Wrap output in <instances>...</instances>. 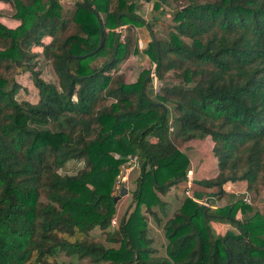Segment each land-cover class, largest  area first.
<instances>
[{
  "label": "trees",
  "instance_id": "1",
  "mask_svg": "<svg viewBox=\"0 0 264 264\" xmlns=\"http://www.w3.org/2000/svg\"><path fill=\"white\" fill-rule=\"evenodd\" d=\"M63 1L0 0V264H264V210L182 194L190 163L172 141L211 142L210 174L192 170L195 198L264 194V0H169L164 37L153 26L168 0H145L147 20L136 0H87L98 18ZM123 25L147 31L131 53L142 47L148 64L131 80ZM22 72L35 92L8 80ZM69 161L82 166L60 174ZM213 218L238 236H218Z\"/></svg>",
  "mask_w": 264,
  "mask_h": 264
},
{
  "label": "rangeland",
  "instance_id": "2",
  "mask_svg": "<svg viewBox=\"0 0 264 264\" xmlns=\"http://www.w3.org/2000/svg\"><path fill=\"white\" fill-rule=\"evenodd\" d=\"M63 2L70 5L72 0H65ZM166 3L167 4L161 5L162 10L164 11V14L161 16V18H157V21L154 23V26H153V28L155 30V36H157V37H164L165 32L167 30V25L170 23L171 13L174 10V7L169 0ZM143 30L144 29H141L140 31H143ZM124 36H125V33H124ZM121 41L125 43L126 51H127V53H129L127 60L124 62L122 69H124L126 71L127 80H131V79H133L134 73L137 72L139 67L147 66L148 60H147V57L141 53L142 47L138 48L139 53H137V52H136V54L131 53L133 51V48L135 47L134 46L135 42H136L135 38H132V36H130V37L126 36ZM86 61L84 60V61H82V63H84ZM96 63H99V60L94 61L92 64H96ZM8 80L9 81L13 80L16 83L20 84L22 87H24V88H26L32 92H35V88L32 84L29 73H27V72L12 74L11 76H9ZM157 87H158L157 81L154 84L150 85V88H151L150 95L151 96L153 95V93L155 92ZM172 141L177 145V147L181 151L186 152L187 157L189 159V163H190V168H189L190 170L193 169L194 171H196L197 169H201L204 172V174H207V175L210 174L211 169H212V165H213V159H212L211 154H210L211 142L209 139L206 138V139H203L200 141H196V143L195 142L193 143V144H195L193 146H192V143L181 144L180 138H172ZM196 145H198V146H196ZM81 166H82L81 162L69 161V162L65 163L61 169H58V172L60 174H73L78 169H80ZM129 168H131V167H128L127 169L125 168L122 170L121 175L119 177V181L116 182V184H115L116 187H114L113 194H115V195L117 194L120 182H123L124 186L126 187L125 184L129 181L127 179L128 171L130 170ZM183 185H184V183H183ZM183 185L181 184L178 187L179 191H181L182 194H183V188H184ZM230 190L234 191V193L235 192L236 193L241 192V189H239V188H230L229 191ZM193 191L194 190L192 188V190H191L192 196H193ZM210 192L211 191L208 189L207 191H205V198L204 197L201 198L202 200H204V202L207 204V206H211V204H212V203L208 204V200H207L209 198ZM248 193H249V197H250V204L255 205L259 210H264V194L259 196V199H255V196L252 193H250V192H248ZM229 201H230L229 198L226 200L225 197H222L221 199H219V201H216V203H214L212 205L214 207H216L220 204L225 205V204H228ZM127 202H128V198L126 195L118 198V202L116 204V215L111 219L112 228L116 226L117 218L121 214L123 209L125 208ZM211 220L212 219H210V221ZM214 233H216V232L214 231ZM91 235L96 240H99V241L103 242V244L108 245L107 243L104 242L101 232H99L97 229L92 230ZM153 239L155 240L154 246H157L159 252H162L161 249H162V245H163L162 244L163 240H162V237L160 236V234L158 232L155 233V235L153 236ZM58 259L66 260L67 258L60 255L58 257ZM99 264H102V263H99Z\"/></svg>",
  "mask_w": 264,
  "mask_h": 264
},
{
  "label": "crops",
  "instance_id": "3",
  "mask_svg": "<svg viewBox=\"0 0 264 264\" xmlns=\"http://www.w3.org/2000/svg\"><path fill=\"white\" fill-rule=\"evenodd\" d=\"M136 2L138 3V8H136L138 14H140L141 16H143V18L145 20H147V17L149 16V12H148L149 5H148V2H146L145 0H136ZM118 29H120V31L125 33V37L126 36L127 37L132 36V38H135L137 43H138V45H141L142 44V40H145L147 38V31L143 27H133L132 28L129 25H123L121 28H118ZM141 29H144V30L140 31ZM193 145H195V144L192 143V146ZM196 146H198V145H196ZM192 173H193V171H192ZM230 188H232V187L230 186ZM234 188H236V187H234ZM203 189L205 191L208 190V189H205V188H201V191H204ZM240 189H241V192H242L243 189L242 188H240ZM223 192H224V194L221 196V198L225 197L226 200L229 198L230 195H235L234 191H231V190L230 191H227V190L225 191L224 190ZM203 193L204 194H202L197 199H201L202 197L205 198V192H203ZM209 199H211V201H212L211 203L212 204L216 203V201H217L214 198V196H209ZM208 204H209V202H208ZM210 225L214 229L216 234L218 236H220V237H224L226 235H231L233 237L238 236L237 230L235 228H233L232 226H230L229 224H227L226 222H224L223 220H219V219H214L213 218L210 221Z\"/></svg>",
  "mask_w": 264,
  "mask_h": 264
},
{
  "label": "built area",
  "instance_id": "4",
  "mask_svg": "<svg viewBox=\"0 0 264 264\" xmlns=\"http://www.w3.org/2000/svg\"><path fill=\"white\" fill-rule=\"evenodd\" d=\"M117 31L119 32L120 40H122L123 38H125L124 33L122 31H120V29H118ZM150 75L153 78V66H152V69L150 71ZM155 82H156V80L153 78L152 84H154ZM172 131H173V126H172V124H170V126H169V132H172ZM183 187H184L183 194L185 196H188V197L192 198L193 200L201 203L202 205H206L207 206V204L204 202V200L197 199L194 196H192V192H191V190H192V170H190V169L186 173V180L184 182ZM229 189H230V186H224L223 191L224 190L225 191L226 190L229 191ZM234 194H235V196H241L242 197V200L244 202L250 203V197H249L248 192L242 191V192H237V193L235 192Z\"/></svg>",
  "mask_w": 264,
  "mask_h": 264
},
{
  "label": "water",
  "instance_id": "5",
  "mask_svg": "<svg viewBox=\"0 0 264 264\" xmlns=\"http://www.w3.org/2000/svg\"><path fill=\"white\" fill-rule=\"evenodd\" d=\"M86 7L91 10L93 12V14L95 15V17L98 18V14L90 7L89 3L87 2V0H83ZM99 31V41H98V45L96 46V48L90 52V54L94 53L100 46L101 44V27L99 26L98 28ZM75 58H80V56H75ZM127 194V188L124 186L123 182H120L119 188H118V192L116 195L113 196L112 200L113 202H115L118 198L124 196Z\"/></svg>",
  "mask_w": 264,
  "mask_h": 264
}]
</instances>
